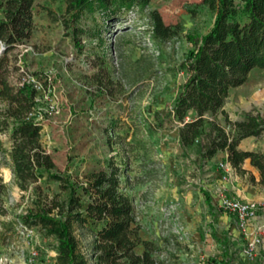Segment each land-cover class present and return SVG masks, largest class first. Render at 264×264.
<instances>
[{
  "label": "rangeland",
  "instance_id": "obj_1",
  "mask_svg": "<svg viewBox=\"0 0 264 264\" xmlns=\"http://www.w3.org/2000/svg\"><path fill=\"white\" fill-rule=\"evenodd\" d=\"M69 4L36 0L32 37L7 55L11 86L33 89L32 77L42 83L34 94V117L55 163L50 172L81 180L113 158L124 172L122 191L134 204V227L141 240L157 247V264H204L210 256L232 264H264V232L260 245L246 255L250 237L236 215L220 206L222 196L256 201L255 223L264 226L259 171L248 160L244 175L228 172L222 152L210 161L201 152L215 135L213 124L226 127V117L238 121L260 114L264 119V69H253L243 85L231 88L225 113L206 116L200 140L184 147L174 104L187 78L191 37L208 33L216 12L204 0H151L145 8L113 14L94 9L74 19ZM152 11L178 34L156 41ZM6 107L0 96V109ZM10 147L0 129V177L6 185L1 200L7 211L0 215V264H59L57 236L26 226L22 218L47 210L51 201L64 204L68 191L47 171L29 191L19 189ZM240 148L264 153V132L243 140ZM50 216L61 219L57 210ZM75 234L88 264H96L93 236L81 229Z\"/></svg>",
  "mask_w": 264,
  "mask_h": 264
},
{
  "label": "trees",
  "instance_id": "obj_2",
  "mask_svg": "<svg viewBox=\"0 0 264 264\" xmlns=\"http://www.w3.org/2000/svg\"><path fill=\"white\" fill-rule=\"evenodd\" d=\"M151 0H70L69 12L74 19L88 10L100 9L113 14L119 9L145 8ZM36 0H0V40L5 54L0 57V96L7 107L0 109V129L11 142L8 156L15 182L22 191H29L46 171L52 180L62 183L68 191L64 204L51 201L47 210L41 209L22 218L28 227H40L46 234L57 236L59 264H88L82 254L76 230H86L93 236L92 251L96 264H157V247L140 238L134 227V204L122 191L123 170L109 159L107 166L86 173L80 180L51 173L53 158L41 141L43 126L34 118L35 90L26 86L15 88L7 80L8 53L33 35V11ZM216 17L205 35L191 37L194 49L184 63L187 78L175 100L173 116L183 124L179 131L184 147L194 145L202 135L206 116L225 113V102L231 88L243 85L255 68L264 69V0H204ZM153 38L165 42L178 34L165 25L162 16L152 11ZM226 127L215 125V135L202 145V156L212 160L218 153H227V160L240 175L247 173L246 161L254 166L264 181V153L244 150L240 144L248 137H260L264 119L260 114H247L242 120L227 117ZM6 185L0 177V215L7 211L1 196ZM206 199H211L205 192ZM57 210L61 219L51 217ZM143 247L139 253L138 247ZM204 264H232L223 256L205 257Z\"/></svg>",
  "mask_w": 264,
  "mask_h": 264
},
{
  "label": "built area",
  "instance_id": "obj_3",
  "mask_svg": "<svg viewBox=\"0 0 264 264\" xmlns=\"http://www.w3.org/2000/svg\"><path fill=\"white\" fill-rule=\"evenodd\" d=\"M4 50L5 49L3 42L0 40V52H3ZM30 82L35 92H38L43 87L41 81L39 79H35L34 77L30 78ZM34 116H35V110L29 114L28 118L32 117L35 119ZM225 161H226L225 167H227L228 172H233L234 170H236L228 162L227 157ZM220 206L223 208L225 212L232 215H236L240 228L244 229L245 234H247L250 237L248 243L249 245L246 248L245 253L246 255H251L253 250H255L260 245V242L262 241L260 235H262V233L264 232V226L261 225H256L253 231L249 229L250 226L255 224V221L259 218L258 203L253 200L245 201L238 198H228L226 196H222L220 199Z\"/></svg>",
  "mask_w": 264,
  "mask_h": 264
},
{
  "label": "crops",
  "instance_id": "obj_4",
  "mask_svg": "<svg viewBox=\"0 0 264 264\" xmlns=\"http://www.w3.org/2000/svg\"><path fill=\"white\" fill-rule=\"evenodd\" d=\"M244 150H246V149H244ZM219 152H222V153L225 155V157H227V153H226V152L218 151V153H219ZM216 156H217V155H216ZM216 156H215V157H216ZM246 162H248V161H246ZM211 204H212V199H211ZM211 207H212V206H211ZM255 226H256V223L253 224L252 226H250L249 229L253 231Z\"/></svg>",
  "mask_w": 264,
  "mask_h": 264
}]
</instances>
